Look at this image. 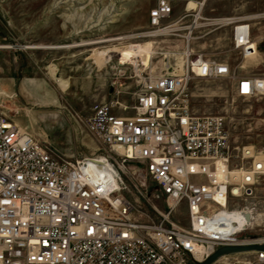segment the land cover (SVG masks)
<instances>
[{
    "label": "built area",
    "instance_id": "2783aa9c",
    "mask_svg": "<svg viewBox=\"0 0 264 264\" xmlns=\"http://www.w3.org/2000/svg\"><path fill=\"white\" fill-rule=\"evenodd\" d=\"M152 1L151 27L188 15L171 18L180 0ZM231 29L233 49L253 52L250 23ZM192 77L227 78L240 97L264 93L262 77L191 51L178 72L142 78L132 114L107 102L70 113L88 153L83 138L73 148L36 137L0 107V264H195L222 244L264 242L246 235L262 223L250 217L264 153L233 144L222 115L193 112Z\"/></svg>",
    "mask_w": 264,
    "mask_h": 264
},
{
    "label": "rangeland",
    "instance_id": "374dc122",
    "mask_svg": "<svg viewBox=\"0 0 264 264\" xmlns=\"http://www.w3.org/2000/svg\"><path fill=\"white\" fill-rule=\"evenodd\" d=\"M200 1H176L171 18L188 15L174 30L159 33L148 25L152 0H0V46H5L0 47V107L36 137L73 148L83 138L88 148L78 150L88 153L93 142L78 133L70 113L83 118L95 104L107 102L117 114H132L142 78L178 72L187 43L189 51L264 79V0H206L199 11ZM198 11L204 19L194 24ZM230 20L250 23L254 52L242 57L232 49ZM189 25L195 27L187 42ZM147 40L151 52L141 53L146 65L140 58L119 63L123 47ZM102 53L110 58L100 66ZM187 91L195 114L222 115L233 144L264 153V93L240 97L227 78L198 77H192ZM255 191L262 223L247 236L264 235L263 176ZM211 264H256V254H228Z\"/></svg>",
    "mask_w": 264,
    "mask_h": 264
},
{
    "label": "bare ground",
    "instance_id": "6f19581e",
    "mask_svg": "<svg viewBox=\"0 0 264 264\" xmlns=\"http://www.w3.org/2000/svg\"><path fill=\"white\" fill-rule=\"evenodd\" d=\"M188 1V0H187ZM205 2H206V0H201L199 3H198V5H199V11L201 10V7H203V5L205 4ZM175 5V4H174ZM198 11V12H199ZM253 17V16H252ZM257 17H259V15H255L253 18H257ZM199 18H201V16H200V12L198 13V14H196V15H194V18H193V21H195V19H196V21L199 19ZM201 19H204L203 17L201 18ZM227 20H229V19H214L213 20V22L214 23H216V22H220V21H227ZM196 21L194 22V24L196 23ZM235 20H230L229 21V23H227V24H230L232 27H233V22H234ZM148 25H149V28L150 29H155V31L154 32H165V31H167V30H174L173 28H176V27H174L176 24H175V22L173 23V22H170V21H167L166 23H164V25H163V23L162 24H160L159 26H152L151 27V25H150V21H149V18H148ZM161 27H163V29H160ZM192 27H195V26H193V25H189L188 26V28L190 29L188 32H187V36H185L186 37V40H187V42H188V40H189V35H190V32H191V28ZM157 35V34H156ZM250 43H251V45L253 44V40H252V36H251V40H250ZM154 44V43H153ZM188 44V43H187ZM186 44V45H187ZM189 45V44H188ZM151 46H152V41L151 40H147V41H144V42H142V43H139V44H135V45H130V46H126V47H123L122 48V50L120 51V56H119V58H120V61H119V63H122V62H126V61H130V62H136L139 58H140V60H141V62H142V64H147V60H148V58L146 57V56H142L141 55V53L142 52H151ZM1 48H3V47H5V46H0ZM7 47V46H6ZM251 47V46H250ZM232 49H233V47H232ZM234 50V49H233ZM254 50H255V48L253 49V52H254ZM236 51V50H235ZM191 51H189V49H187L186 48V46H185V58H184V62H185V60H186V57H187V54L188 53H190ZM192 52H194V51H192ZM237 52V51H236ZM200 53V52H199ZM104 54L105 53H102L101 54V57H102V60H100L99 61V65L101 66V65H103L105 62H107L108 60H109V56H107V58H104ZM118 54V53H117ZM184 54V53H183ZM250 54V53H249ZM104 58V59H103ZM128 63V62H127ZM181 67H182V65H181ZM180 68V67H179ZM170 73V72H169ZM263 81H264V79H263ZM264 83V82H263ZM233 86H234V82H233ZM8 115V114H7ZM9 116V115H8ZM13 121V120H12ZM16 125V124H15ZM242 215V214H241ZM262 215L263 214H261V213H257V211H255V210H253L252 211V213H251V217L250 218H252L253 220H251V221H255L254 222V224H257L256 223V221L257 220H259L260 218H262ZM239 216H240V214H238V213H232V212H229V211H226V214H224V217L226 218H224L225 220H226V222L228 223V224H231V222L232 221H239ZM134 217H137V218H135V219H142V221L143 222H145L146 221V219L145 218H143L142 216H134ZM239 223V222H238ZM233 226H235V225H233ZM255 243H264V242H262V241H259V240H256L255 239V236L254 235H252L251 236V238H250V241L249 242H247V243H230V244H226V245H220V246H216L214 249H213V251L212 252H210V253H208L206 256L205 255H202L201 254V252H198L197 254H198V256H200V257H202V259L200 260V261H198V262H196L195 264H197V263H199V262H202V261H204L207 257H209L212 253H214L219 247H222V246H235V245H248V244H255ZM198 245H200V243L198 244ZM196 248H198V250H202V248L200 247V246H197ZM257 251L259 252V251H261V250H254V251H246V252H254L255 254H257ZM239 253H241V252H239ZM230 254H233V253H230ZM228 254H224V255H222V256H220V257H223V256H227ZM220 257H218L216 260H218ZM215 260V261H216ZM214 261V262H215Z\"/></svg>",
    "mask_w": 264,
    "mask_h": 264
},
{
    "label": "water",
    "instance_id": "95a60500",
    "mask_svg": "<svg viewBox=\"0 0 264 264\" xmlns=\"http://www.w3.org/2000/svg\"><path fill=\"white\" fill-rule=\"evenodd\" d=\"M254 250L264 251V243L235 245V246H222V247H219L214 253H212L209 257H207L204 261L199 262L197 264H211L218 257L224 254L239 253V252L254 251Z\"/></svg>",
    "mask_w": 264,
    "mask_h": 264
}]
</instances>
